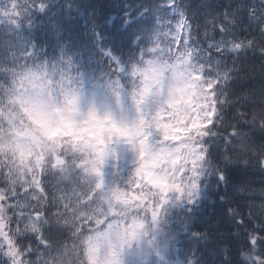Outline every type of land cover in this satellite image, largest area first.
Masks as SVG:
<instances>
[{"label":"trees","instance_id":"1","mask_svg":"<svg viewBox=\"0 0 264 264\" xmlns=\"http://www.w3.org/2000/svg\"><path fill=\"white\" fill-rule=\"evenodd\" d=\"M19 1H23L27 9L21 23L27 20L28 24L20 31L15 30L10 35V39H6L5 34H0V93L13 90L14 95L19 92L21 66L35 62L41 67H46L45 72L53 65L64 71L63 65L74 60L75 66H79L84 61L94 66L100 63L102 57H105L106 49L110 43H113V38L121 42L124 54H127L133 49L131 45L139 31L136 26L147 29L152 22L150 18H159L161 15L158 11L161 0H75L76 3H52L46 17L37 13L38 8L46 0ZM177 2L183 13H186L187 18L192 21L190 27L193 40L200 49L202 59L208 60L207 45L211 38L206 34L207 29L214 25V39L219 41L222 38L218 29L222 25L224 10L236 14L241 24L236 26L237 32L232 29L234 33L232 36L241 41H250L251 31L247 16L250 0H178ZM125 16H128L129 20L126 26H122ZM38 18L41 19V25ZM160 19L164 22L162 18ZM158 24L163 29V24ZM158 24L157 30L160 32ZM163 30L166 31L165 28ZM42 44L44 46L40 50ZM211 52L213 73L221 78V85L219 107L215 113H212L216 116V120L211 126V134L205 133L209 156L201 172L198 197L193 204L187 202V196L176 200L179 210L171 212L166 220L168 224H161L160 227L162 226L164 231L162 239L170 242L171 248L175 249L177 254L181 253L182 264H242L237 261L238 252H242V249L249 244L258 243L259 245L260 242H264V224L262 223L264 164L261 163L264 156L261 145L263 143L250 131L239 127V124L243 122L246 104L249 101L255 102L261 99L260 93L264 91L262 88L264 61L262 58H257L259 55L248 51L238 54L236 62L226 57L224 63L220 53L213 50ZM221 64L226 69V71L223 69L222 73ZM124 66V75L116 83L120 88L130 92L133 87H125L131 83L125 75L131 68L128 65ZM135 71L134 68L131 70L132 73ZM103 75L104 72L101 71L95 79L96 82L100 83ZM90 84L91 80L88 85L79 83L80 89L78 85L76 88L79 93H87L91 91L92 84ZM106 86L110 88L108 91L113 88L109 76ZM178 105L182 112L163 122L168 132L174 120L181 126L182 132L188 131L182 125L194 109L192 94L187 88L181 90ZM222 125L226 126L224 132ZM234 126L236 133L241 134L240 138L251 145L247 154L239 151L238 136L234 137V134L230 133L231 127ZM72 139L81 141L80 135H73ZM103 141H109V137L104 138ZM66 146L64 142V148ZM1 147L5 148L9 157L16 160L15 163L8 160L5 164L15 167L27 162L21 159L13 134L3 123L2 105H0ZM70 148L82 158V161L91 159V156H88L89 150L84 146ZM46 158L41 157L40 161ZM221 172L223 178L220 176ZM64 178H67V173ZM124 178L126 180H122V184L131 179V176L124 175ZM0 179L4 184L3 179ZM81 198H84L83 194ZM135 198L146 199L140 196ZM153 219L151 216L147 221H144L143 217L133 218L130 228L132 231L125 234V244L130 247L136 244L134 254L138 257L137 264H148V261L150 264H159L157 255L144 257L140 254L143 247L146 254L152 251V247L148 238H145L143 244L141 235L143 227L135 224V222L149 223ZM257 226L261 228L260 239L256 233ZM79 243L81 246L86 245L87 240L82 239ZM171 248L169 250H172ZM92 250L93 247L87 249V259L91 264H95ZM16 251L18 250H11L12 255H15ZM58 264H83V261L78 251L73 253L70 249L63 248L59 253Z\"/></svg>","mask_w":264,"mask_h":264},{"label":"snow or ice","instance_id":"2","mask_svg":"<svg viewBox=\"0 0 264 264\" xmlns=\"http://www.w3.org/2000/svg\"><path fill=\"white\" fill-rule=\"evenodd\" d=\"M168 7L174 8L175 0H171ZM191 23L186 13H179L174 27L169 22L168 31L161 30L151 48L145 51V58L140 59L141 68L134 73L138 82L136 99L141 118L143 108L150 107V102L160 103L165 111H170L167 107L170 103L168 92L174 86L187 88L192 94L194 111L182 125L188 131L177 133L181 137L179 140L165 141L171 156L168 161L153 169L156 175L166 181L165 190L161 191L143 178L140 171L143 161L131 145L123 142L125 138L113 137L103 151L97 154L91 166L84 164L82 158L70 147L61 148L57 154L63 163H58L57 156L53 155L46 160L32 159L15 167L0 164V178L5 185L0 188V264H58L59 253L63 248L73 253L78 251L83 264H91L86 254L89 247L97 249L95 264H137L138 257L134 254L136 244L131 247L121 245L117 241V234L126 229L133 218L143 217L147 221L151 216L156 219L158 204L162 207L169 197L183 199L187 196L189 204L195 203L203 165L209 156L205 133L211 134V126L216 120L212 113L219 107L221 78L213 75L211 52L208 60L201 58L200 49L193 40ZM219 30L224 31L222 25ZM75 65L74 60L63 65L64 71L47 74L53 83L64 77L74 84L85 85L97 79L95 73L101 71L109 74L113 85L124 75L120 65L111 56L103 64L96 63L93 66L84 61L79 66ZM154 66L166 69L164 80L157 86L163 87L162 92L143 80L144 74ZM94 92L97 107L105 97L110 104L115 99V93L108 91L102 81L95 86ZM260 96L261 99L246 104L243 122L239 127L250 131L264 143V91ZM105 118L117 126H124L116 116L115 107ZM145 135L149 136L151 147L158 133L148 128ZM159 135L162 137V133ZM240 135L237 134L239 151L247 154L251 145ZM114 153L123 154L125 168L129 167V160L132 161V175L115 192L106 193L107 202L103 203L91 194L90 186L99 188L103 183L101 168L105 159L111 158ZM147 158L145 156L143 159ZM89 171L95 178L91 184L86 182ZM124 175L127 177L128 173ZM220 176L223 178L222 172ZM98 178H101L100 184L97 183ZM82 188H89L83 199L80 194ZM141 194L147 198H135ZM106 238L112 241L111 255L103 247ZM147 238L152 239V236L148 234ZM82 239L87 240L86 245H80ZM13 249L18 250L15 255H12Z\"/></svg>","mask_w":264,"mask_h":264},{"label":"rangeland","instance_id":"3","mask_svg":"<svg viewBox=\"0 0 264 264\" xmlns=\"http://www.w3.org/2000/svg\"><path fill=\"white\" fill-rule=\"evenodd\" d=\"M173 20L174 18L172 19V21ZM0 21L2 20L0 19ZM165 73L166 72L163 68L160 67L157 68L156 66H154L150 71H148V73L147 72L145 73L144 81H146L152 87L160 86L162 81L164 80ZM179 88L180 87L174 86V89L169 90L168 96L170 99V103L167 105L168 108H170L171 103L176 98ZM157 91L162 92L163 87L162 86L157 87ZM156 99L159 100V97H157ZM150 104H151L150 107L143 108V115L145 114L146 111H150L151 113L155 112L158 115L159 113L164 114V106L162 104L151 103V102ZM131 106H132L131 113L129 112V110H125L124 107L123 110L125 111L124 113H121V110L117 106H114L112 103L110 104L109 102H103L102 100L99 101L97 107V102L94 98L93 100L90 101H84L83 103L80 104L79 107H76L73 113H76L77 111L81 110V115H72L70 116L69 120L74 125L79 124L83 120L84 123L89 127H100L110 132H113V134H116L118 136V139L124 135V137H122L125 138L123 142L131 145L132 148L136 150L137 155H140L143 153V151L146 150L145 148H142L137 144V143H141V141H138L139 140L138 132H141L139 126L142 124L143 121L141 120L140 108L136 97L134 98V102L132 103ZM40 107L42 109L41 111L42 118L50 127H52V129L61 125L62 119L61 118L59 119V115L57 112L54 113L51 110V113H49V108H47L46 104H43ZM113 107H115L116 109L117 118L123 122L124 126H117V124L109 122L105 118L113 111ZM116 128H118L117 131L115 130ZM21 143H22V148L24 149L25 152H29V148L33 147V145L29 143V141H27L26 143L22 141ZM158 154L160 155L162 154V159H169L171 156L169 150H164L160 147L158 151L153 152L151 155L148 156L147 159H142L143 163L141 164V168H140L141 173L151 174L154 172L153 169L157 168V166L160 163V160L157 157ZM119 155L123 156L122 153H120ZM111 245L110 246L107 245V249L105 250V252L108 255H111L112 252Z\"/></svg>","mask_w":264,"mask_h":264}]
</instances>
